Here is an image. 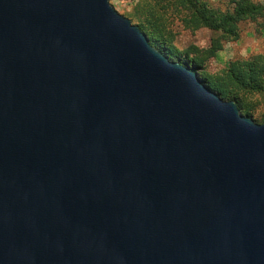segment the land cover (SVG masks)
Here are the masks:
<instances>
[{
	"label": "water",
	"instance_id": "1",
	"mask_svg": "<svg viewBox=\"0 0 264 264\" xmlns=\"http://www.w3.org/2000/svg\"><path fill=\"white\" fill-rule=\"evenodd\" d=\"M0 264H264V122L109 0H0Z\"/></svg>",
	"mask_w": 264,
	"mask_h": 264
},
{
	"label": "trees",
	"instance_id": "2",
	"mask_svg": "<svg viewBox=\"0 0 264 264\" xmlns=\"http://www.w3.org/2000/svg\"><path fill=\"white\" fill-rule=\"evenodd\" d=\"M226 9L213 7L207 0H136L127 13L153 45L173 60L192 64L200 79L224 100H233L240 113L254 121L264 122V113L255 115L250 97L264 92V53L248 58H234L216 73L206 70L205 62L220 51L224 43L239 36L243 21L264 19V4L254 0H231ZM184 29H208L212 33L205 48L189 45L183 50L173 41L174 23Z\"/></svg>",
	"mask_w": 264,
	"mask_h": 264
},
{
	"label": "rangeland",
	"instance_id": "3",
	"mask_svg": "<svg viewBox=\"0 0 264 264\" xmlns=\"http://www.w3.org/2000/svg\"><path fill=\"white\" fill-rule=\"evenodd\" d=\"M136 0H109L110 4L122 15L127 16ZM213 7L222 9L230 6L231 0H207ZM264 4V0H254ZM175 31L174 45L177 49L183 50L189 45H196L205 48L210 43L212 33L208 29L191 31L184 29L178 22L174 23ZM264 53V19L257 22L243 21L239 25V36L236 40L224 43L222 49L214 57L205 62L206 70L209 73H216L225 67L226 63L234 58H248L255 54ZM254 105L255 115L261 116L264 113V92L256 94L249 99ZM261 123L260 121H255Z\"/></svg>",
	"mask_w": 264,
	"mask_h": 264
}]
</instances>
